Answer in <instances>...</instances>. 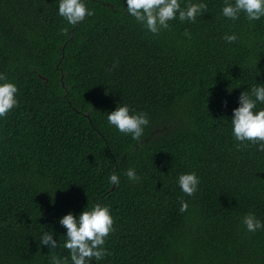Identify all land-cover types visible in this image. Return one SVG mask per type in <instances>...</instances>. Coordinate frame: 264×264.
<instances>
[{"label":"trees","instance_id":"16d2710c","mask_svg":"<svg viewBox=\"0 0 264 264\" xmlns=\"http://www.w3.org/2000/svg\"><path fill=\"white\" fill-rule=\"evenodd\" d=\"M86 2L93 15L69 25L58 0H0V72L19 89L0 118V264H48L39 233L62 235L58 217L96 202L115 229L98 264H264V229L242 223L264 220V151L230 133L239 94L264 83V19L232 22L208 0L196 22L154 35L124 0ZM121 102L149 114L139 140L107 122ZM189 171L192 196L177 184Z\"/></svg>","mask_w":264,"mask_h":264},{"label":"clouds","instance_id":"9594fccd","mask_svg":"<svg viewBox=\"0 0 264 264\" xmlns=\"http://www.w3.org/2000/svg\"><path fill=\"white\" fill-rule=\"evenodd\" d=\"M123 7L137 24L157 35L170 29L172 21L196 22L208 11V0H124ZM58 15L69 25H76L86 16L93 15V11L86 0H58ZM220 15L232 22L241 17L249 22L262 20L264 0H223ZM184 35L190 37L191 33L185 30ZM223 39L233 43L239 36L236 32L224 33ZM256 65L257 62L252 63L259 75ZM18 91V86L7 74L0 72V118L18 106ZM106 119L116 131L133 140H139L150 123L148 113L137 111L125 102L117 103L113 110L107 111ZM230 133L237 147L255 145L258 151H264V83L255 82L239 94L238 106L232 109L230 117ZM124 175L129 180L140 179L134 167L127 168ZM108 182L118 186L120 175L112 172ZM177 184L183 193L192 196L198 190L200 178L195 171L183 172L178 175ZM187 209L188 203L181 199L180 211ZM57 223L64 229L62 235L58 236L54 227L44 225L37 239L39 246L49 249L48 264H93V261L98 264L111 255L105 247L107 238L115 231L108 204L85 205L78 213L69 210L58 217ZM242 223L250 233L264 229V220L252 212L243 216ZM65 250L67 254H64Z\"/></svg>","mask_w":264,"mask_h":264}]
</instances>
